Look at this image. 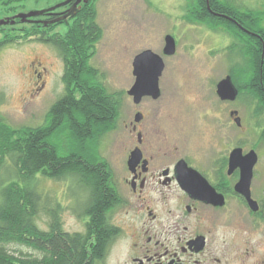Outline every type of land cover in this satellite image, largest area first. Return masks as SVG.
I'll use <instances>...</instances> for the list:
<instances>
[{"label": "rangeland", "instance_id": "1", "mask_svg": "<svg viewBox=\"0 0 264 264\" xmlns=\"http://www.w3.org/2000/svg\"><path fill=\"white\" fill-rule=\"evenodd\" d=\"M65 0H24L3 4L0 1V40L7 28L15 25L10 19L20 13L50 11ZM191 0H97V21L103 35L90 63L99 69L100 80L110 91L122 97L117 128L106 133L99 144L100 155L121 180L132 148L129 123L137 111L145 112L154 123L155 132L164 133L178 146L200 156L201 162L218 161L233 148L244 152L255 149L257 165L264 168V113L255 115L256 106L249 95L235 101H223L216 93L217 83L230 74L241 60L233 44L235 34L227 26L210 28L205 23H191L186 18ZM249 10L264 11V0H233ZM64 11L63 7L56 8ZM55 10V9H54ZM43 13L22 22H40ZM15 19V18H14ZM42 24V22H41ZM264 26V19L262 20ZM21 26V25H19ZM67 23L51 32L65 33ZM172 34L177 43L173 55H165V36ZM34 38V37H33ZM26 39L0 50V116L13 126H36L44 123L46 114L65 91V64L60 52L51 44ZM152 49L165 62L160 77L161 96L144 98L136 105L128 90L135 82L133 60L140 52ZM238 110L242 125L231 119ZM163 135V134H162ZM264 178V173L261 174ZM39 191L50 200L48 206L61 203L64 228L85 229L82 194L71 180H41ZM81 196V197H80ZM117 209L112 220L119 217ZM49 217L41 211L38 224L48 229ZM12 252L40 255L30 248L9 245Z\"/></svg>", "mask_w": 264, "mask_h": 264}, {"label": "trees", "instance_id": "2", "mask_svg": "<svg viewBox=\"0 0 264 264\" xmlns=\"http://www.w3.org/2000/svg\"><path fill=\"white\" fill-rule=\"evenodd\" d=\"M0 1L5 5L24 0ZM96 2L82 3L73 17L62 22L68 25L63 34L51 32L61 24L50 23L59 17L58 9L45 11L40 22L12 17L15 25L5 26L0 50L33 37L56 47L65 64V91L40 125L13 126L0 116V264H101L116 234L111 212L119 193L99 144L117 128L122 97L108 89L99 69L90 63L103 35ZM186 18L233 31L238 42L233 46L242 62L230 71L238 97L249 95L255 115L264 113V11L245 9L233 0H210L209 6L207 0H191ZM47 179H69L76 185L78 192L72 193L83 196L84 230L64 228L59 201L48 206L50 200L39 191L40 181ZM41 211L49 217L48 229L38 224ZM9 245L40 255L17 254Z\"/></svg>", "mask_w": 264, "mask_h": 264}, {"label": "flooded vegetation", "instance_id": "3", "mask_svg": "<svg viewBox=\"0 0 264 264\" xmlns=\"http://www.w3.org/2000/svg\"><path fill=\"white\" fill-rule=\"evenodd\" d=\"M138 112L125 173L121 180L114 174L112 212L121 211L116 222L111 214L117 231L101 264H264V168L253 170L254 210L236 190L241 172L230 171V153L202 163ZM136 148L141 156L130 166Z\"/></svg>", "mask_w": 264, "mask_h": 264}, {"label": "water", "instance_id": "4", "mask_svg": "<svg viewBox=\"0 0 264 264\" xmlns=\"http://www.w3.org/2000/svg\"><path fill=\"white\" fill-rule=\"evenodd\" d=\"M88 1L89 0H65L64 2L51 7L50 9L52 11L58 7H63L72 2V4L66 10L59 12V17L56 20L50 21V23H62L64 21H68L77 13V9L81 7V4L87 3ZM209 1L210 0H207L208 6ZM40 13H43V11L20 13L14 18H20L22 21H26L28 17ZM5 21L8 20L0 19V24L5 23ZM46 24L48 23L46 22ZM176 47L177 43L175 37L172 34L166 35L163 53L165 55H173L176 52ZM164 68L165 62L163 57L160 54L154 52L152 49L144 50L135 56L133 60V75L135 76V82L128 90V94L132 97L134 104H140L143 98L147 96L152 97L153 99H158L160 97V77L164 71ZM239 92V88L235 84L233 77L230 74L222 78L217 83L216 93L223 101H235L239 96ZM142 116V113L138 112L136 113L135 118L136 120H140ZM230 116L234 118L238 126L242 125V118L240 117L238 110H232L230 112ZM140 156V149H134L131 152L128 164L130 166L133 165L137 159L140 158ZM257 161L258 153L255 149H251L245 153L242 147H235L229 154L230 171L239 168L241 172L240 180L236 185V190L247 198L249 204L254 210H257L258 206L257 202L251 197L250 185L253 177V170Z\"/></svg>", "mask_w": 264, "mask_h": 264}]
</instances>
